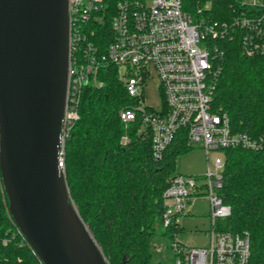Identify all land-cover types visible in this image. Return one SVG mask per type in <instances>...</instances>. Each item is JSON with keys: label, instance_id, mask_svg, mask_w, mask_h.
<instances>
[{"label": "built area", "instance_id": "built-area-1", "mask_svg": "<svg viewBox=\"0 0 264 264\" xmlns=\"http://www.w3.org/2000/svg\"><path fill=\"white\" fill-rule=\"evenodd\" d=\"M69 18V80L59 161L64 170L65 142L80 118L83 87L103 84L98 71L109 62L120 67L129 94L140 100L124 107L121 118L127 125L142 116L152 133L155 158L162 157L180 130L190 143L208 151L264 149V130H241L227 110L214 106L223 58L219 41L237 40L244 53L264 55V0H233L227 16L198 20L184 9L183 0H69ZM155 77L162 93L158 106L146 101V84ZM214 163L205 181L178 173L164 190L162 221L166 226L177 219L187 199L203 190L210 203L209 244L189 246L174 239V264H249V230L220 225L232 214V206L219 194L225 159L217 156Z\"/></svg>", "mask_w": 264, "mask_h": 264}, {"label": "trees", "instance_id": "trees-1", "mask_svg": "<svg viewBox=\"0 0 264 264\" xmlns=\"http://www.w3.org/2000/svg\"><path fill=\"white\" fill-rule=\"evenodd\" d=\"M209 2V7L205 4ZM233 0H183L195 19L228 15ZM219 41V40H218ZM223 50L214 106L227 110L232 123L252 133L264 130V55L247 54L237 40L219 41ZM103 84L83 87L80 118L65 142V174L71 197L99 241L110 264H163L153 259L150 238L162 221L163 194L178 174L182 153L192 146L180 130L155 158L152 133L139 114L127 125L124 107L136 105L120 78V67L107 63L98 71ZM224 182L219 194L232 206L220 225L249 230V264H264V149H225ZM166 226V225H165ZM182 226L175 219L166 226ZM0 264H44L9 210L0 173Z\"/></svg>", "mask_w": 264, "mask_h": 264}, {"label": "water", "instance_id": "water-1", "mask_svg": "<svg viewBox=\"0 0 264 264\" xmlns=\"http://www.w3.org/2000/svg\"><path fill=\"white\" fill-rule=\"evenodd\" d=\"M69 34V0H0L1 179L44 264H110L59 164Z\"/></svg>", "mask_w": 264, "mask_h": 264}, {"label": "rangeland", "instance_id": "rangeland-1", "mask_svg": "<svg viewBox=\"0 0 264 264\" xmlns=\"http://www.w3.org/2000/svg\"><path fill=\"white\" fill-rule=\"evenodd\" d=\"M124 69L121 70V73ZM146 101L155 106L162 102V93L157 78L146 84ZM192 146L182 153L178 163V173L198 176L200 182L206 180L205 173L209 166L214 168L217 156L225 159V149L214 148L207 150L198 143H190ZM177 220L182 226L174 232L175 240H179L189 246H206L210 242L211 217L209 198L205 190L199 196L185 203V208L178 213ZM173 240L166 233L163 221H157L155 230L150 238V246L153 259L163 264H174L175 250L172 246Z\"/></svg>", "mask_w": 264, "mask_h": 264}, {"label": "crops", "instance_id": "crops-1", "mask_svg": "<svg viewBox=\"0 0 264 264\" xmlns=\"http://www.w3.org/2000/svg\"><path fill=\"white\" fill-rule=\"evenodd\" d=\"M192 198H195V197H191V198L187 199V201H186V202H188V201H191V200H192Z\"/></svg>", "mask_w": 264, "mask_h": 264}]
</instances>
